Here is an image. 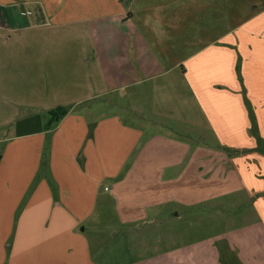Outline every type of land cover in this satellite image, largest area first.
Segmentation results:
<instances>
[{
    "label": "crops",
    "instance_id": "obj_1",
    "mask_svg": "<svg viewBox=\"0 0 264 264\" xmlns=\"http://www.w3.org/2000/svg\"><path fill=\"white\" fill-rule=\"evenodd\" d=\"M73 2L0 0V264H264V4L175 57L171 0ZM242 192L240 229L181 227Z\"/></svg>",
    "mask_w": 264,
    "mask_h": 264
},
{
    "label": "rangeland",
    "instance_id": "obj_2",
    "mask_svg": "<svg viewBox=\"0 0 264 264\" xmlns=\"http://www.w3.org/2000/svg\"><path fill=\"white\" fill-rule=\"evenodd\" d=\"M74 4L78 6H92L100 8L97 5L96 1L98 0H73ZM165 3V8H168V1L163 0ZM259 1V2H258ZM200 2V0H195V3ZM202 2V1H201ZM194 3H191L189 0H171L170 3V15L168 17L169 25L165 27L166 30H161L164 36L170 38L168 43V48L174 54L175 57H180L186 53H189L191 50L197 49L198 45L189 46L188 41L202 42L207 41L212 38H216L224 32H228L233 28L239 21L246 19L255 9L253 4L259 3L264 4V0H209V12L202 11L201 7L196 6ZM253 3V4H252ZM109 4V3H108ZM119 4V3H118ZM252 4V5H251ZM218 8H221V12L217 13ZM216 14H215V13ZM167 39V38H165ZM172 45V46H171ZM119 101L122 104L134 103L130 96L126 98H120ZM137 105L141 104L135 100ZM116 106V105H114ZM119 109V108H117ZM8 130V129H7ZM227 179L234 177V168L226 169ZM239 197H231L225 200H210V203L193 205V206H178V212L183 216H187L185 222H182L181 227L184 228L186 224L188 227L194 228L197 231L201 227V224L204 221V216L207 213L213 214L214 219H216V214H220V220L209 219L208 221L205 218L206 232H209L211 236L218 231L223 229H231L233 225H236L235 229H240L242 225H245L247 222L251 221L252 217L255 215V212H251V202L243 198L244 193L238 195ZM248 212V213H247ZM251 213V214H250ZM110 217H113V213H108ZM247 216L245 217V215ZM248 215H251L249 219ZM236 216H241L240 219H235ZM245 217V218H244ZM182 220V219H181ZM253 220V219H252ZM242 224V225H241ZM142 229V230H139ZM169 229V223L167 221H148L140 224V227L136 231L150 232V231H162L161 229ZM232 230V229H231ZM149 235V234H148ZM230 239L234 240V237H221L219 240L223 244L230 245ZM143 244V241H142ZM145 257L152 255L155 250L152 239L145 238ZM232 249H234L232 247ZM236 253H231L230 257L233 259L226 264H244L243 259L239 255V248L234 249ZM143 254V255H144ZM184 257L188 258L186 254H183ZM196 260L199 264H203L205 257L200 258L201 253L195 252ZM216 260V257L214 256ZM222 259V258H221ZM228 261V259L226 258ZM156 261H151L144 264H156Z\"/></svg>",
    "mask_w": 264,
    "mask_h": 264
},
{
    "label": "trees",
    "instance_id": "obj_3",
    "mask_svg": "<svg viewBox=\"0 0 264 264\" xmlns=\"http://www.w3.org/2000/svg\"><path fill=\"white\" fill-rule=\"evenodd\" d=\"M68 112L67 108L62 106L56 107L50 111L51 116L47 122V126H50L54 121L58 120L59 117L65 115Z\"/></svg>",
    "mask_w": 264,
    "mask_h": 264
},
{
    "label": "built area",
    "instance_id": "obj_4",
    "mask_svg": "<svg viewBox=\"0 0 264 264\" xmlns=\"http://www.w3.org/2000/svg\"><path fill=\"white\" fill-rule=\"evenodd\" d=\"M33 12L31 10H23L21 11V14L26 16V15H31Z\"/></svg>",
    "mask_w": 264,
    "mask_h": 264
}]
</instances>
